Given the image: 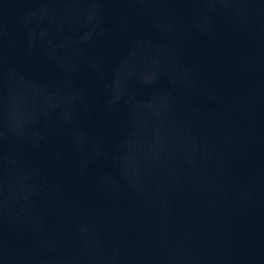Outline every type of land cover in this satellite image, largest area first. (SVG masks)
<instances>
[{"label":"water","instance_id":"obj_1","mask_svg":"<svg viewBox=\"0 0 264 264\" xmlns=\"http://www.w3.org/2000/svg\"><path fill=\"white\" fill-rule=\"evenodd\" d=\"M0 264H264V0H0Z\"/></svg>","mask_w":264,"mask_h":264}]
</instances>
